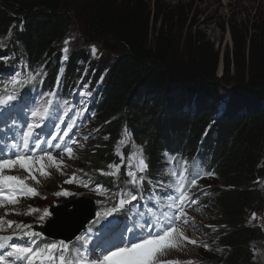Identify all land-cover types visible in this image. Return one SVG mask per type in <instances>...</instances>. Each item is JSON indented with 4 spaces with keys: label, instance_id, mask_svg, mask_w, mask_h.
Instances as JSON below:
<instances>
[{
    "label": "trees",
    "instance_id": "16d2710c",
    "mask_svg": "<svg viewBox=\"0 0 264 264\" xmlns=\"http://www.w3.org/2000/svg\"><path fill=\"white\" fill-rule=\"evenodd\" d=\"M181 10L157 0H92L70 13L60 0H0V38H9L31 63L47 57L55 63L76 23L85 44H98L110 56L96 71L97 76L107 70L99 118L107 121L103 130L110 140L86 157L92 172L111 160L123 125L154 169L162 148L191 152L211 123L201 145L214 157L218 174L213 205L218 238L209 253L219 254L203 258L255 264L252 249L264 244V229L246 221L251 212L264 215V20L231 23V50L221 59L200 32L190 31L175 45L169 30L185 21ZM75 64L76 57L70 69ZM227 84L233 92L219 97ZM219 101L225 111L216 120Z\"/></svg>",
    "mask_w": 264,
    "mask_h": 264
},
{
    "label": "snow or ice",
    "instance_id": "6c2138e0",
    "mask_svg": "<svg viewBox=\"0 0 264 264\" xmlns=\"http://www.w3.org/2000/svg\"><path fill=\"white\" fill-rule=\"evenodd\" d=\"M21 30H23V25H21ZM65 43L67 44V41ZM63 52L65 53L63 60H67L69 49L65 47ZM96 52L97 49L93 46L92 55L95 56ZM60 71L63 72V68ZM38 75L42 73L28 70L27 75L22 76L19 72H13L10 74V83L14 86L18 85L19 88L13 87L11 91L0 94V124L7 127L8 133L11 134L10 144L0 140V144L3 145L0 147V197L13 204L18 202V195L35 197L39 194L37 189L28 183L29 179L37 184L40 183L37 173L39 177H48L50 176L48 169L55 167L63 174V161L57 160L54 150H58L61 156L67 154L69 159L74 158L73 147L78 146L79 142L75 139L73 129L82 113L88 111L84 97L92 96L90 90L76 93L81 97L80 103L84 105L82 108L71 107L67 99L61 102L59 77L56 87L50 91H41L34 96H29L28 93L21 95V90L31 85ZM70 112H74L76 119L69 115ZM53 117H55L54 120ZM50 120L54 131L45 132L44 129L48 127ZM9 121H11L10 124ZM0 131H3V128H0ZM96 131H101V129H96ZM108 139L109 136L105 135L104 140ZM130 142L127 133L124 138L119 139L116 152L120 163L109 165V168L115 169L111 173H105L103 169L100 172L102 175L118 177L119 169L125 167V175L128 177L125 183L131 185L136 191L118 187L113 193L119 196L118 202L103 212H96L95 219L90 222L87 229V235L76 237L77 241H83L79 247L74 248L70 242L66 241H60L59 245L52 243L47 244L46 247L34 246L32 238L41 236L40 232L31 231V225L0 219V224L6 222L8 228L16 224V227L22 231V235L16 237L0 236V264H159L158 256L175 248L177 241L182 239L196 244V241L189 240L181 231V228H194L190 218L187 217L186 209L194 205L198 198H193L188 193L200 179L213 176L214 173L189 171L190 166L186 160L177 161L174 154L166 152L167 160L164 162V167L174 163L179 165L180 170L167 168V174L172 179L167 183L157 181L163 195L159 197L149 195L148 200L141 205L143 210L137 209L134 214L133 226L127 227L117 237L118 243L107 242L104 245L97 244L95 247H88L93 228L101 225L97 232L98 237L101 233H106L112 223L109 217L124 210L126 206L136 207L143 197L145 182L153 183L146 176L149 163L144 158L142 147L139 151L132 152L125 164V156L121 153L120 146ZM134 160L135 164H133ZM17 166L27 175L22 178L18 175L5 174L6 170L11 171ZM162 170H158L157 174L159 175V171ZM77 179L78 177L73 173L72 177L64 183L71 185L76 183ZM90 185L91 181L79 180L78 186L96 191L97 194L102 195L103 191H106L100 184L94 187ZM54 195L59 198L69 197L75 193L62 189ZM99 203L104 204V201H99ZM37 211L36 208H30L28 214ZM57 211V208L51 210L46 208L39 220L44 221ZM104 221L107 223H102ZM24 229L29 230L23 231ZM25 237L28 238L26 242H13L14 240L24 241ZM204 247L207 249L208 245L205 244ZM164 264H175V262L167 261Z\"/></svg>",
    "mask_w": 264,
    "mask_h": 264
},
{
    "label": "rangeland",
    "instance_id": "374dc122",
    "mask_svg": "<svg viewBox=\"0 0 264 264\" xmlns=\"http://www.w3.org/2000/svg\"><path fill=\"white\" fill-rule=\"evenodd\" d=\"M91 1L92 0H60L62 9L64 11H70V13L75 12L77 8L84 6ZM153 1L156 0H148V2ZM157 1L161 3L162 6L179 7L180 9H182L181 14L184 15L185 21L180 25L179 23L172 24L173 28H170L169 30L172 31L171 35L173 36L175 45L177 47L178 44H182L190 31L200 32L203 36L206 37V39H208L215 45V49H218L220 51L221 59L224 52H229L231 50V39L229 34V27L231 23H243L248 26L252 23L264 20V0ZM73 24H75V26L71 29L72 33L70 39L68 40L70 49H78L79 51L84 53L87 51L91 52V48L95 46V48L97 49L95 56H93L91 53V55L93 56V61L98 62L99 65L106 62L109 63L110 56L102 52L98 45L86 47L84 41L80 37L78 25H76V23ZM149 39L152 42L154 39V35L151 34ZM222 72L223 65L220 61L217 68V75L221 76ZM229 73L230 74L228 75V79L230 80L233 72L230 70ZM233 90L234 86L232 84H227L226 86L222 87V93L219 94V97H221L225 93H232ZM86 156L87 154L79 155L77 160L74 159L70 161L67 164V167L71 168V170H67V168L64 167L62 168L63 174H61L60 170H57L53 167L48 169V171L50 172V176L48 177H39V174L37 173V176L40 180L39 184L29 179V185L36 187L39 194L35 197H28V199L21 198L17 203L13 204L12 207H5L4 209H2L3 211H0V213H2L5 221L13 220L15 222H20L23 220L26 223H28L29 221H35L36 218L40 216L39 211L41 213L46 208L49 210L53 208L58 209L65 202L69 203L72 201H78L80 197H88V199L92 202L95 210H97V204L93 203L94 196L90 192H88L86 189H80L74 184L69 185L64 183L65 180L71 177L70 173H72L71 171H74V169H76L78 163L80 168H83L85 165L89 168V165L85 164L84 162ZM88 175H92V170L90 168L86 171L78 170V178L86 179V176ZM21 176L23 178L25 175L22 174ZM213 188H216V186H213ZM62 189L73 192L75 193V195L69 197H56L54 193L61 191ZM82 199L84 198H81V200ZM56 203L59 204V206L56 205ZM30 208H36L38 209V211L28 214ZM72 208L73 207H70L68 208V210H71ZM60 214L61 215L58 216L55 224L60 225L63 222L64 217H66L65 213H63L62 211L60 212ZM204 218H206V216H204ZM52 219L53 217L49 218V220H47V224ZM207 221L208 223H210V217L207 218ZM247 224L264 227V217L262 211L250 213ZM37 241L38 238L34 239L33 243ZM99 241L100 239H94L88 244V247L91 248V244L92 246H94L95 243H98ZM82 243L83 242L76 243L74 247H79ZM256 250L257 251L254 254L255 264H264V244H259ZM166 252V255L161 257V259L175 260L177 261V264H179L180 262L188 264L191 260H199V258L193 253V249L189 248L181 241H177V246L175 248L169 249Z\"/></svg>",
    "mask_w": 264,
    "mask_h": 264
},
{
    "label": "water",
    "instance_id": "95a60500",
    "mask_svg": "<svg viewBox=\"0 0 264 264\" xmlns=\"http://www.w3.org/2000/svg\"><path fill=\"white\" fill-rule=\"evenodd\" d=\"M72 206L73 209L67 211V208ZM65 213L63 222L58 225L55 222L60 212ZM94 208L90 202L73 201L63 207H59L58 211L53 215V219L49 222L42 233L55 240L71 241L78 236L84 229V226L93 218Z\"/></svg>",
    "mask_w": 264,
    "mask_h": 264
}]
</instances>
